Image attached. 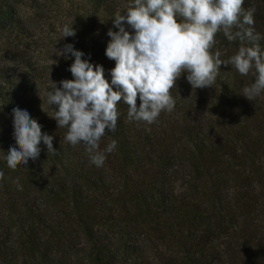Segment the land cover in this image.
<instances>
[{"label": "trees", "instance_id": "1", "mask_svg": "<svg viewBox=\"0 0 264 264\" xmlns=\"http://www.w3.org/2000/svg\"><path fill=\"white\" fill-rule=\"evenodd\" d=\"M85 2L89 11L68 24L76 36L53 44H73L104 67L110 82L115 62L104 54L107 32L117 30L111 20L130 0ZM64 3L0 0V264H236L255 256L262 261L264 234L252 218L258 214V221L264 209V192L257 195L249 176L242 191L230 187L237 170L253 173L259 184L264 178V92L253 101L242 96L253 75L222 65L212 87L196 90L182 76L170 91L174 111L162 112L151 125L129 120L128 106L119 102L117 129L100 141L101 149L112 140L117 147L96 167L83 145L65 143L66 129L49 117L46 103L59 73L45 53L53 34L60 35L52 16L64 14ZM243 8H255L253 27L264 51V0H245ZM215 39L211 51L219 50L221 60L241 46L222 33ZM71 63L65 60L67 68ZM64 72L62 79L72 78ZM17 107L27 108L42 133L54 137L55 154L42 143L35 162L10 169L5 157L16 146L11 113ZM251 219L255 225L235 249L238 220Z\"/></svg>", "mask_w": 264, "mask_h": 264}, {"label": "clouds", "instance_id": "2", "mask_svg": "<svg viewBox=\"0 0 264 264\" xmlns=\"http://www.w3.org/2000/svg\"><path fill=\"white\" fill-rule=\"evenodd\" d=\"M244 3L130 0L126 11L117 12L111 20L117 30L107 32L110 39L104 54L115 62L108 72L110 82L104 67L85 59V53L73 44L57 48V57L72 61L66 69L72 78L52 81L46 103L53 112L48 116L59 129H66L65 143L83 145L90 163L102 167L107 154L117 147L112 140L101 149L100 141L117 129L119 102L128 106L129 120L151 125L162 112L174 111L176 102L170 91L182 76L186 75L192 89L209 88L222 65H231L241 76L251 73L254 82L242 89V96L249 101L258 98L264 92V51L259 44L261 36L253 27L255 8L244 9ZM218 33L229 43L240 42L227 60H221L219 50L211 51ZM62 35L61 40L75 37L74 26L65 25ZM11 116L16 146L5 157L8 168H16L18 162H35L42 143L48 153L55 154L54 137L42 133V125L27 108H14Z\"/></svg>", "mask_w": 264, "mask_h": 264}, {"label": "rangeland", "instance_id": "3", "mask_svg": "<svg viewBox=\"0 0 264 264\" xmlns=\"http://www.w3.org/2000/svg\"><path fill=\"white\" fill-rule=\"evenodd\" d=\"M22 3H23V7H22L23 11L27 12L28 7L26 6L25 1H22ZM65 3L67 5L68 9L64 11V14H62L60 16H57L58 14H56V15L52 16V18H54L52 20L53 24H55L56 27L60 28V30H59L60 35L57 36V35L53 34V36L49 39L48 42H50L52 44L56 43L63 36L62 35V29L65 25L70 24L72 16L76 15L77 13H86L89 11V4H88V2L86 3L85 0H65ZM70 7H73V8H70ZM49 35H50V29H49ZM54 45L55 44L51 45L50 47H47L48 50L46 51L45 54L47 55V54L51 53V55H47V58H51L52 61H50V60H47V61L50 64L56 63V65L54 64V66L59 73V79H58V82H59L60 78L62 79L63 75L66 74V72H64V71H65V69H67V66L65 64V59L56 56L57 55V48L61 49L62 45H55V46ZM46 55L44 57H46ZM259 165H260V167L263 168L262 173L264 176V156L261 157V163ZM247 176H249L251 178L250 179L251 183L253 184L254 188L257 190V193H258L257 195H259V193L261 191L264 192V178H263V182L261 184H259L258 179L256 177H254L253 173L250 174L249 172L245 173V172L238 171V170H237L236 174L231 178V186H230L231 189L234 190V188L236 187L242 191V189H243L242 187L246 184L245 177H247ZM240 194H241V199H242L243 198L242 193H240ZM243 202L246 204L247 209L253 208L252 202H250L249 200L243 201ZM241 205H242V203H241ZM252 213H254V211H252ZM256 216H258V214H254L252 219L257 222L256 228L259 227V224L261 225V227H262L261 229H262L263 234H264V209L262 210V213L259 214L258 221L256 220ZM252 219L247 221V223L244 220H238L237 231L239 232L238 233L239 238L233 240V245H234L233 247L235 249H238L244 243L242 236L245 237L247 235V228L249 229L252 226V224L254 223V221H252ZM253 225H255V224H253ZM221 250L225 251L226 247L224 245L221 246ZM255 255H253V256H255ZM261 257H262L261 258L262 261H260L255 256L254 260H252L249 263H247L245 261V259L240 258L236 262V264H264V252L261 253Z\"/></svg>", "mask_w": 264, "mask_h": 264}]
</instances>
